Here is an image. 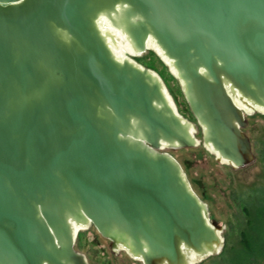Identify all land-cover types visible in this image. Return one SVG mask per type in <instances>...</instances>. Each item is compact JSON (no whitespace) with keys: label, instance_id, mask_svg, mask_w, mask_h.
Returning a JSON list of instances; mask_svg holds the SVG:
<instances>
[{"label":"water","instance_id":"1","mask_svg":"<svg viewBox=\"0 0 264 264\" xmlns=\"http://www.w3.org/2000/svg\"><path fill=\"white\" fill-rule=\"evenodd\" d=\"M99 21L137 54L158 46L209 144L254 156L229 90L264 109V0H0V264H87L72 224L142 264L222 248L180 165L195 148L150 71L114 58Z\"/></svg>","mask_w":264,"mask_h":264},{"label":"rangeland","instance_id":"2","mask_svg":"<svg viewBox=\"0 0 264 264\" xmlns=\"http://www.w3.org/2000/svg\"><path fill=\"white\" fill-rule=\"evenodd\" d=\"M133 61L160 79L178 116L194 127V138L198 142L195 148H167L162 152L180 165L190 189L206 207L208 222L222 227L220 252L197 264H234V252L242 248V235L248 230V222L258 216L260 204L264 202V115L256 112L245 116L243 132L249 139L254 160L244 168L234 169L206 148L202 128L189 110L181 82L162 59L155 52L146 51ZM255 230L264 244V225L257 224ZM74 237V249L84 256L87 264H142L121 248H111L110 242L92 225H87Z\"/></svg>","mask_w":264,"mask_h":264},{"label":"bare ground","instance_id":"3","mask_svg":"<svg viewBox=\"0 0 264 264\" xmlns=\"http://www.w3.org/2000/svg\"><path fill=\"white\" fill-rule=\"evenodd\" d=\"M99 29L101 30L102 34L105 36L106 44L108 45L109 49L111 50L114 58H116L120 62L122 60H126V61L130 62L131 64L140 68L138 65H136L134 63L133 58L139 57L142 54H137L135 52L127 34L122 29L111 26L108 21H106V22L99 21ZM147 51L155 52L162 59V61L168 66L171 73L176 78H178L177 72L173 68L170 60L163 54V52L161 51V49L158 46H156L155 44H152V45L148 44L147 45ZM229 95L232 97V100L234 101L236 106H238L244 112L245 116L246 115H253L256 112L261 114V115H264V109L263 108L258 107L256 105H253L252 103L244 100L236 91H233V90L230 91L229 90ZM166 97L168 98L172 108L176 112V108H175L172 100L168 96V94H166ZM182 121L185 122V120H183V119H182ZM191 132L194 134V129H191ZM205 146L223 164H230L229 162H227L226 160L221 158L219 156V154L215 150H213V148L209 144H205ZM167 148H168L167 146L166 147L164 146V147H162L161 151H164ZM86 226L87 225H81V224L73 223L72 229H73L74 235L77 234L80 230H83L84 228H86ZM119 248L124 250L133 259L140 260L139 258L134 257L125 247L119 246ZM201 260H202V258L200 256H198L194 253H191V254H189V263L188 264H197Z\"/></svg>","mask_w":264,"mask_h":264},{"label":"trees","instance_id":"4","mask_svg":"<svg viewBox=\"0 0 264 264\" xmlns=\"http://www.w3.org/2000/svg\"><path fill=\"white\" fill-rule=\"evenodd\" d=\"M258 216L250 219L248 230L242 235V248L234 252V264H261L264 262V244L262 239L256 235L257 224L264 225V202L260 204Z\"/></svg>","mask_w":264,"mask_h":264}]
</instances>
